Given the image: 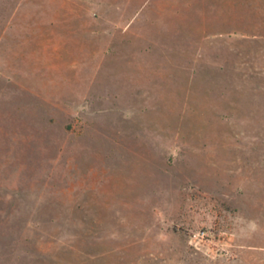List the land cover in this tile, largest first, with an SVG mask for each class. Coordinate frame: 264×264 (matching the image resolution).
I'll return each instance as SVG.
<instances>
[{"label":"rangeland","instance_id":"rangeland-1","mask_svg":"<svg viewBox=\"0 0 264 264\" xmlns=\"http://www.w3.org/2000/svg\"><path fill=\"white\" fill-rule=\"evenodd\" d=\"M0 264H264V0H0Z\"/></svg>","mask_w":264,"mask_h":264}]
</instances>
